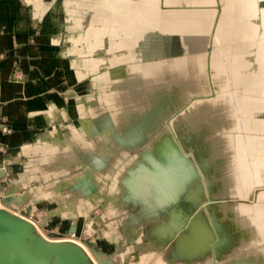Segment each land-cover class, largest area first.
I'll list each match as a JSON object with an SVG mask.
<instances>
[{
    "label": "rangeland",
    "instance_id": "obj_1",
    "mask_svg": "<svg viewBox=\"0 0 264 264\" xmlns=\"http://www.w3.org/2000/svg\"><path fill=\"white\" fill-rule=\"evenodd\" d=\"M6 1L10 7L7 11L1 10L3 17L0 18V24L9 26L6 19L8 14H13L18 17L15 28L26 33L23 37L25 36L26 39L29 35V43H34V38L36 39V45L28 47L27 53L31 54V57L23 61V74L20 77L24 79L25 85L17 99L21 102L23 107L21 114L24 115L20 113L10 115L4 110L14 122L24 126V132L7 134L21 132L23 128L8 126L7 115L2 111L4 102L0 98V133L7 134L1 138L12 146L9 147L0 139L2 154L0 166L7 163L19 168L14 170L11 165L3 171L0 168L4 174L3 177V174H0V195L10 198L13 196L16 203L15 205L12 203L13 206L10 204L12 209L6 211L31 223L41 237V230L50 238H60V240L73 235L80 237L85 248L79 246L88 253L92 264H155L152 262L153 258L156 264H212L211 256L207 258L210 254L215 256L216 264H228L236 258L243 259L242 262L245 264H264V96H262L264 70L260 68L264 66L260 63L264 55V10L258 7L264 0H160V7L159 0H109L110 8L100 5L99 2L102 0H38L51 6L42 8L38 6L42 17L37 19L35 25H33L32 0H17L26 1V6L15 0ZM76 1H84L88 6L93 1L95 3L90 7H85L80 2L77 6H65L66 3L74 4ZM228 1L233 3H231L233 13L231 12L230 17L235 21L220 20L223 2ZM136 3H144L141 6L149 9L144 15L146 18L141 22L126 20L124 13L129 7L128 4ZM218 9L220 11H216ZM75 10L79 11L75 12ZM159 14L160 23L156 20ZM108 16L110 23L104 27L105 32H96L98 27L94 25V21L105 23ZM187 16L191 19L194 16L193 20L187 19ZM254 20L256 23L253 22ZM236 22H240L243 27L241 33L252 34L253 37H245L240 42L234 41L233 38L229 40V36L234 31L225 26ZM159 24L167 27L168 32H158ZM193 24L196 25V28L194 27L196 30L194 28L192 30ZM219 24H221L220 28ZM60 27L70 32L68 38L63 35L56 38L54 30L59 31ZM83 27H88V32L86 30V33L79 32ZM205 29L208 30V35ZM216 30H218L217 48H227V50L217 55L218 57L210 59L212 51L210 45ZM151 34H166L172 37L151 36L143 44L142 59L131 61L130 64L132 68L140 67L146 71L156 69L158 60L161 63L171 62L166 65L165 72L152 75L159 77L161 82L145 85L139 70L136 71L134 78H128V67L122 66L118 69L121 77L111 74L112 80L103 83L102 67L127 62L128 52L133 44L131 38H134L136 45L139 46ZM194 34H197L196 37ZM169 42L174 48L180 49L175 51ZM240 43H243V46L236 55L238 57L250 55L254 60L246 66L247 70L246 67L242 68L247 71L243 78L231 76V68L224 67L237 58L234 48ZM22 44V42L17 43V46L21 47ZM79 46L81 48H77ZM13 50L15 56L20 55L15 47ZM100 51L108 54L118 52L117 58L92 57ZM6 53L7 50L0 49V61L5 58ZM132 56L137 57V54L133 53ZM68 58H73L71 62L76 68L65 67ZM87 60L91 63L86 64ZM11 61L10 58L4 60L3 62L8 66L5 64L3 69L5 73L8 72V75L13 76ZM238 73L240 75V72ZM90 75L92 79H89ZM16 76L13 81L19 79V75ZM60 77L65 81L59 85ZM70 78L75 80L71 85L67 81ZM140 84H143V90L136 87ZM203 88H206L205 92L202 91ZM1 89L3 97V87ZM255 92H257L256 96ZM148 93H151L152 97L143 100ZM157 93L161 96H156ZM185 94L188 95L184 99ZM249 95L250 98L251 96L258 98L255 100L257 112L245 116L243 122L242 108L243 104L245 105L244 100L251 101L247 99ZM75 105L80 106V112L82 111L80 117ZM123 107H131L132 110L141 109L142 112L127 113L124 112L126 109L123 110ZM43 108H46L47 113L43 114ZM188 109L201 120H196L198 126L191 127L192 133L198 137L199 142L196 146L198 148L186 151L180 139L194 140V135L188 133L183 126L180 127V132H175L170 122ZM105 110L109 111L108 115L91 118ZM40 127L44 128L43 132H38L42 130ZM34 133L41 137V141L37 144L34 142H38L40 138ZM243 135L248 137H245L244 144L240 146ZM78 137L85 143V149L76 144ZM170 141L180 151L183 162L176 161V156L174 159L168 152ZM191 146L192 144L188 145V148ZM247 147L252 149L251 155V150H247ZM8 149L10 150L5 152ZM22 149L26 155L16 157L15 155ZM196 150L202 154L205 163L210 164L209 178L197 159ZM48 151L50 155L45 154ZM240 153L243 154L242 158L238 157ZM34 154L38 156L34 157ZM157 162L159 168L153 165ZM175 162L181 163L182 170L176 167ZM244 162L245 164L241 166ZM214 168L218 169V173H215ZM154 170H157L156 173L161 172L163 174L161 176L166 177L170 182L175 181L172 173L176 171L174 175L179 194L192 190L195 184L198 185L201 181L211 203V194L215 191L216 201L219 204L214 212L215 217L207 208L208 203L205 212L209 222L195 219L189 230L191 234L187 231L180 232L189 227V222L197 213L202 219H206L196 201L197 198L204 197L203 189L198 188L197 193L178 197L175 207L169 208L166 198L162 197L160 191L151 184V194L146 200L150 205L155 206L156 218L155 212L145 215L140 208H134V199L129 198L130 208L127 211L133 212L138 218L125 216L120 222L123 226L126 223L136 225V228H133L136 230L132 229L126 233L128 237L133 236L131 239L124 234L121 224L116 219L119 215L108 221H114L111 226L116 227L122 236L110 226H104L99 233L94 232L93 224L101 219L100 216L94 215V212H98L96 207L102 204L105 217L119 212L116 209L118 202L114 197L115 194L125 208L127 197L133 195L135 189L141 187L144 191L149 190L145 182H138L141 174H148L155 183H158ZM16 172L18 174L14 176ZM53 173L62 176L53 178L51 176ZM257 174H261L260 183L255 180ZM22 177L26 178V183L21 184L18 181ZM33 179L42 182L38 185L39 182ZM103 180L107 185H104L106 188L103 189L106 190L108 187L109 191L106 195L101 190ZM7 184H11L10 191L6 190ZM33 190L37 191L36 198H28L27 195ZM97 190L98 198L95 195ZM85 197H89L87 198L89 206L83 217L65 220L59 215L60 210L64 213L69 209L74 210L77 201ZM137 198L135 205L144 208L143 202L140 201L143 194L139 193ZM9 203L11 201L6 204ZM167 215L174 216L181 224L175 230L174 237L180 232L175 238L171 231L172 221L170 218H165ZM89 219L91 224L86 226ZM77 220L81 221L80 229V223L71 225ZM163 220L166 228L162 230V237H158L157 231L163 225ZM199 224L209 227L210 230L205 246L195 235L197 234L195 231L200 227ZM218 227L222 231L232 227L236 233L241 234L240 238L236 243L233 241L221 247L220 241L223 235L219 237ZM79 232L80 234L77 235ZM215 237L217 245L221 247L218 250L216 248L220 258L214 254L215 244H211V240ZM172 243L178 251L174 257ZM191 245H195L193 251L190 250ZM147 249L150 252L145 253ZM96 252L100 257L96 258ZM228 252L232 253L227 254ZM168 255L173 258L170 259Z\"/></svg>",
    "mask_w": 264,
    "mask_h": 264
},
{
    "label": "bare ground",
    "instance_id": "obj_2",
    "mask_svg": "<svg viewBox=\"0 0 264 264\" xmlns=\"http://www.w3.org/2000/svg\"><path fill=\"white\" fill-rule=\"evenodd\" d=\"M147 1H152V0H147ZM223 1V0H222ZM225 1V0H224ZM21 5H23L22 3H24V5L23 6H26L27 5V3H26V1H18ZM81 3V4H83L85 7H90V6H92V5H94V3H95V1H93V3L92 4H90L89 6L84 2V1H76V2H74V4H72V3H66V5L65 6H77V4L78 3ZM118 2V1H117ZM155 2V1H154ZM59 3H60V1H59ZM118 3H121V2H118ZM232 3V2H231ZM231 3L228 1V2H223V6H222V9H223V12H222V15H221V17H220V20L222 19V20H226V19H229V22H230V19L232 20V21H235L234 19H232L230 16L232 15L231 14V12L233 13V10H232V8H233V6L231 5ZM31 4L33 5L34 4V8H33V15H34V19H33V25H35L36 24V21H37V19L38 18H41L42 16H41V13L39 12V9H38V6H40V8H42L43 6H51V5H46L43 1H38V0H32V2H31ZM52 4V3H51ZM61 4V3H60ZM99 4L100 5H103L104 7L105 6H107L108 8H110V4H109V0H102V1H100L99 2ZM98 4V5H99ZM144 3H136V4H128V8L126 9V12L124 13V15H125V19L126 20H138V22H141V21H143L146 17H144V15L145 14H147L148 12H149V9L147 8V7H145V6H141V5H143ZM156 4V3H155ZM175 4V3H174ZM233 4V3H232ZM36 5V6H35ZM64 6V7H65ZM159 7H160V0H159ZM245 7V6H244ZM258 7H259V9H260V7H262V9L264 10V1H262V3H260L259 5H258ZM155 8V7H154ZM159 9V8H158ZM243 9V8H242ZM117 10V9H116ZM157 10V9H156ZM170 10H179V9H170ZM170 10H167V11H170ZM189 10V9H188ZM193 10H195V9H193ZM79 10H75V12H78ZM124 11V10H123ZM154 11V10H153ZM159 11V10H158ZM166 11V12H167ZM216 11H220V9H218V10H216ZM122 12V11H121ZM151 12V11H150ZM156 12V11H155ZM116 13V12H115ZM161 14H165V13H162V12H160ZM182 13V12H181ZM241 13V12H240ZM156 14H158L157 12H156ZM167 14V13H166ZM168 14H170V13H168ZM185 14V13H184ZM171 15V14H170ZM173 15H174V13H173ZM181 15V14H180ZM183 15V14H182ZM190 15V14H189ZM161 16H163V15H161ZM183 17V16H182ZM194 17V16H193ZM193 17H192V19L189 17L188 18V16H187V19H190V20H193ZM109 18H110V16H108V17H106V21H105V23H100V21H98V20H95L94 21V25L96 26V27H98L97 29H96V32L97 31H104L105 32V26H108L109 25V23H110V20H109ZM148 18V17H147ZM160 14L159 15H157V18H156V20H158L159 22L158 23H160ZM177 18V17H176ZM176 18H174V19H176ZM149 19V18H148ZM152 19V18H151ZM169 19V18H168ZM162 20H163V18H162ZM166 20V19H165ZM180 20V19H179ZM178 20V21H179ZM183 20H185V18L183 19ZM169 21V20H168ZM170 21H171V19H170ZM194 21H196V20H194ZM199 21V20H198ZM197 21V22H198ZM257 21H259V19L257 20ZM152 22H153V20H152ZM254 23H256V21L254 20L253 21ZM113 23L115 24V21H113ZM176 23H177V21H176ZM216 23V22H215ZM262 23V22H261ZM44 24V19H43V21H42V25ZM141 24V23H140ZM148 24H149V21H148ZM164 24V23H163ZM173 24V23H172ZM181 24V23H180ZM228 24V23H227ZM241 23L239 22H236V24L235 23H230V24H228V25H226L225 27L226 28H228V29H230V30H232V31H234V33H232V35H230L229 37H230V39L229 40H231L232 38L234 39V41H239L240 42V40H242V39H244L245 37H253V35L252 34H247V35H245V34H243V33H241V30L243 29V27L240 25ZM102 25H104V26H102ZM136 25V24H135ZM142 25H145V24H142ZM141 25V26H142ZM147 25V24H146ZM155 25V24H154ZM167 25V24H166ZM194 26L192 27V30H193V28L195 27L196 28V25L195 24H193ZM198 25V24H197ZM206 25H209V24H206ZM148 26V25H147ZM147 26H146V28H147ZM156 26H157V24H156ZM204 26H205V24H204ZM219 26V28L221 27V24H219L218 25ZM256 26V25H255ZM145 27V26H144ZM149 27V26H148ZM169 28H170V26H168ZM181 27V26H180ZM88 27H83V29H81L79 32H81V33H86V32H88V29H87ZM149 28H151V27H149ZM194 28V29H195ZM208 29V28H207ZM215 28H213V30H214ZM85 30H86V32H85ZM157 30H158V32H168V30H167V27H165L164 25H161L160 26V24H159V28H157ZM156 30V31H157ZM191 29H189V31H190ZM191 30V31H192ZM196 30V29H195ZM201 30V29H200ZM208 30H210V29H208ZM208 30L206 31V29H205V33L208 35ZM54 31H56L55 32V36H56V38L57 37H59L60 35H63L65 38H68L69 37V34H70V32L66 29V28H64V27H60V29H59V31H57V30H54ZM65 31L67 32V33H65ZM254 32H255V30H253ZM196 32V31H195ZM75 33V32H74ZM194 33V32H193ZM210 33V32H209ZM212 34H213V32H212ZM195 35V34H194ZM197 35V34H196ZM196 35L194 36V37H196ZM29 36V35H28ZM30 36H32V35H30ZM151 36H157V37H164V36H169V35H166V34H160V35H158V34H151V35H149V37H147V38H145L144 40H143V42L141 43V45H139V46H137L136 44V41L134 40V38H131L132 39V41H133V44H131V48H130V50H129V52H128V60H127V62H125V63H123V64H120V65H114V66H111V67H102V69H101V73L103 74V83H105V82H107V81H111L112 79H111V74H112V76H114V75H116L117 77H121V72H118V69H120V68H122V66H127L128 67V78H134L135 76H136V71H140V73H139V75L141 76V79H142V81H143V84H145V85H148L149 83H160L161 81L159 80V77H154V76H152V75H158L159 73H163V72H165V69H166V65L168 64V63H171V62H164V63H161L160 62V60H158L157 62H158V67L156 68V69H154V70H143L142 68H137V67H135V68H132L131 67V61H134V60H141L142 59V49H143V44H144V42H146V41H148L149 39H150V37ZM211 36V35H210ZM33 37V36H32ZM169 37H172V36H169ZM34 38V37H33ZM106 40H107V37L105 38ZM121 39V38H120ZM173 39V38H172ZM208 39V38H207ZM34 41L36 42V39L34 38ZM173 41V40H172ZM171 41V42H172ZM107 42V41H106ZM171 42H169V45H171L173 48H174V46L171 44ZM212 43H213V45H212ZM212 43H211V45L210 46H212V51H211V56H210V59H213V58H215V57H218L217 55H219V54H223V53H225V51L227 50V48H224V49H218L217 48V43H218V30H216V32H215V34L213 35V41H212ZM79 45H81L80 43H79ZM137 46V47H136ZM242 46H243V43H240V45H235V48H234V50H235V55L236 54H238V53H240V51H239V49L240 48H242ZM77 48H81L80 46L79 47H77ZM59 49H61V47H59ZM178 49H180V48H174V50L175 51H177ZM239 51V52H238ZM241 52H242V49H241ZM133 53H136L137 54V57H133L132 56V54ZM117 54H118V52H112L111 54H108V53H103L102 51H100L97 55H94V56H92L93 58H95L96 56H98V57H112L113 59H116L117 58ZM245 54H247V53H245ZM240 55V54H239ZM237 56V55H236ZM253 56V55H252ZM263 56V59H264V55H262ZM235 57V56H234ZM260 57V56H259ZM11 59V58H10ZM71 59H73V58H71ZM71 59L70 58H68L67 59V61L65 62V64H66V66L65 67H72V68H76V65L74 64V63H72L71 62ZM253 58L249 55V56H244V55H241L240 57H238L237 56V58H235L233 61H231V62H228L227 64V66H224V67H226V68H231V70H232V74H231V76H234V77H237V78H243V77H245V74L247 73V67L246 66H248L252 61H254V60H252ZM256 59V58H255ZM261 60V64H263L264 65V60ZM174 61V60H173ZM9 63H10V61H9ZM68 63V64H67ZM91 62L89 61V60H87L86 61V64H90ZM161 63V64H160ZM6 64V62H2L1 63V65L2 66H4ZM231 64V65H230ZM247 64V65H246ZM7 65V64H6ZM8 66V65H7ZM7 66H6V68H7ZM110 66V65H109ZM254 66V65H253ZM64 67V68H65ZM243 67H246L245 69L246 70H243L242 68ZM215 68V67H214ZM213 68V69H214ZM223 68V67H222ZM260 68H262L263 70H264V66H260ZM68 69V68H67ZM66 69V70H67ZM227 72V71H226ZM238 72H240V75H239V73ZM8 73V72H7ZM263 73H264V71H263ZM125 74H126V72H125ZM60 82H59V85L62 83V82H64L65 81V79L63 78V77H60ZM89 79H92V76L90 75L89 76ZM24 80V79H23ZM22 80V78H19L16 82H6L5 81V79H3L2 80V87H3V97H6L7 99H10L8 102H7V104L5 105V107H4V110H6V111H8L9 113H10V115H13V114H18V113H20V115H24V114H21V113H23L22 112V110H23V107H21V102H19L18 101V99H17V96L18 95H21L22 93V88H23V86L25 85V81H23ZM67 80V79H66ZM209 80V79H208ZM67 81H69V85H71L72 83H74L75 82V80L73 79V78H70V79H68ZM143 84H140V85H137L136 87H140V89H142L143 90ZM31 87V86H30ZM56 88H57V90L59 91V89H58V86H56ZM28 90H29V88H28ZM123 90V89H122ZM145 90V89H144ZM205 90H206V88L204 89H202V91H204L205 92ZM251 92V91H250ZM258 92H261V91H258ZM53 93V92H52ZM246 93V92H245ZM254 93V92H253ZM253 93H252V95H253ZM256 94H254L255 96L257 95V92H255ZM262 93H263V95L262 96H264V89L262 90ZM87 94H89V92L87 91ZM153 94V93H152ZM162 95H163V93H161ZM247 94V93H246ZM260 94V93H259ZM160 95V93H157L156 94V96H159ZM188 95V94H187ZM186 94H185V96H184V99L186 98V96H187ZM161 96V95H160ZM150 97H152V95H151V93H148V96L146 97V96H144L143 97V100H146L147 98H150ZM249 98H247V99H249V100H251V101H245L244 100V103H245V105L243 104V111L244 112H242V116H243V118H242V120H243V122H244V118H245V116L246 117H248V116H250L249 114H253V113H255V112H257L256 110H257V106H256V103H255V100L256 99H258V98H254V97H252L251 96V98H250V95L248 96ZM216 98H217V96H216ZM211 101V100H210ZM195 103V102H194ZM194 103H193V106H194ZM210 103V102H209ZM214 103V102H213ZM251 103V104H250ZM201 106V105H200ZM199 106V107H200ZM194 108V107H193ZM203 108V107H202ZM124 109H126V110H124ZM75 110H76V112H78V116L80 117V114H81V112H80V106L78 105V107H77V105H75ZM123 110H124V112H129V113H131L132 111H134L135 113H138V114H141V112H142V110L141 109H134V110H132L131 109V107L130 108H126V107H123ZM42 112H43V114H45V113H47V110H46V108H43L42 109ZM205 112V111H204ZM3 113H5V112H3ZM108 113H109V111L108 110H105V111H102L101 113H98L97 115H93V116H91V118H98V117H102V116H104V115H108ZM19 115V114H18ZM137 115V114H136ZM110 116V115H109ZM241 118V117H240ZM201 120L198 116H194V113H193V111L192 110H186V111H184L183 113H181V114H179L176 118H174L171 122H170V125H171V127L172 128H174V130H175V132H180V127L181 126H183V128L184 129H187V132L189 133L190 132V134H192V135H194V133H192V128L191 127H195L196 125L198 126V122H196V120ZM258 122L256 121V124H257ZM3 125H4V123H2ZM2 125V126H3ZM8 126L9 127H11V128H14L13 126H11L10 124H8ZM178 126V127H177ZM241 126V125H240ZM176 127V128H175ZM40 128H42V130L41 131H38V129H37V131L38 132H43L44 131V128L43 127H40ZM22 132H24V130L22 131ZM22 132H14V133H7V134H18V133H22ZM187 133V134H188ZM7 134H4V133H0V139H2L4 142H5V144H8V146L9 147H12L9 143H7L3 138H1L2 136H4V135H7ZM32 135V134H31ZM34 135L35 136H38L39 138H40V140L38 141V142H34V143H39L40 141H41V137L39 136V135H37V134H35L34 133ZM97 136V135H96ZM32 137V136H31ZM166 137H167V135H166ZM194 140H193V138H190V139H180V142H181V145L184 147V149H186V151L188 150V149H197L198 147H196L197 146V144H198V142H199V140H198V137H196L195 135H194ZM245 137H248V136H245V135H243L242 136V142L240 143V146L242 145V144H244V142H245V140H246V138ZM14 139H15V136L13 137ZM83 138V137H82ZM181 138V137H180ZM185 138H186V136H185ZM14 142V141H13ZM76 144L78 145V146H80V147H83L84 149L86 148V146H85V143L83 142V140L81 139V138H77L76 139ZM189 142L192 144V146L190 147V148H188V145L190 146L191 144H189ZM169 150H168V152L172 155V157L174 158L175 156V158H176V161L178 160V161H184L183 160V157H182V155L179 153L180 151L174 146V144H173V142L171 143V141L169 142V148H168ZM247 150H251L250 151V155L252 154L251 152H252V149H249L248 147L246 148ZM10 149H8L7 151H5V152H8ZM116 151V150H115ZM137 151H139V149L137 150ZM196 153V155H197V159L199 160V162H200V164H201V167H202V169L204 170V173H206L205 175H207L208 176V178H209V176H210V171H211V169H209V165L210 164H208L207 165V163H205V161L203 160L204 158H203V156H202V154H200V152H198V150H196L195 151ZM133 153V152H132ZM175 153V154H174ZM22 154H25L24 152H23V149H22V151L19 153V154H16L15 156L17 157L18 155H22ZM45 154L46 155H50V152L48 151V152H45ZM121 154V153H120ZM26 155V154H25ZM35 156L34 157H36V156H38V154L36 155V154H34ZM243 155V154H242ZM242 155H241V153L239 154V158H242ZM4 156V155H3ZM28 156V155H27ZM188 155H186V157H187ZM1 157H2V154L0 153V160H1ZM11 157H14V156H11ZM200 157H201V159H200ZM174 158V159H175ZM9 159V158H8ZM119 159V158H118ZM28 161V160H27ZM12 162H15V161H12ZM19 163V162H18ZM158 162L157 163H154L153 165H157V167H158ZM175 164H176V167H179V170H182V167H181V163L180 162H175ZM245 164V162L244 163H242L241 164V166L242 165H244ZM11 164H3L2 166H0V168H1V170L3 171V170H5V168H9V166H10ZM162 166L164 165V164H161ZM154 166V167H155ZM165 166V165H164ZM11 167H12V165H11ZM14 170H16V169H19L18 167H16V166H13L12 167ZM159 168V167H158ZM178 170V171H179ZM214 171H215V173H218V169H216V168H214L213 169ZM18 171V170H17ZM157 171V170H156ZM156 171L154 170V173H156ZM153 173V174H154ZM174 173H176V171H174L172 174H173V177H174V179H175V181H172V182H170L166 177H163V176H161V175H163L161 172H157L156 174V176L159 178V176H160V179L158 180V178H157V180L156 181H158V183H155L154 181H153V179L150 177V176H148V174H141L140 176H139V183H146L147 185H148V187H149V190L148 191H144L141 187H138L137 189H135V191L133 192V195H131V196H128L127 197V206L124 208V206L122 205V203H120V201H119V197H118V195L117 194H115V196H114V194H111V195H113L116 199H117V202H118V204H117V207H116V209L117 210H119V212H117V213H114V214H111L110 216H108V217H105V215H104V210H103V207H102V204L101 205H98L96 208H97V210H98V212H94V215H98V216H100V220H97L94 224H93V229H94V232L95 231H97L98 233L99 232H101V229L104 227V226H110L111 228H115L118 232H119V230L116 228V227H113V226H111L113 223H114V221H108L109 219L111 220L113 217H116L117 215H119L118 217H116V219H118V222L121 224V228H122V230L124 231V234L127 236V231H129V230H132L133 228H136L135 226H132V225H130V224H128V223H126V225L125 226H123L122 225V223L120 222V220L122 219V217H125V216H134V217H136L135 215H134V213L133 212H129V211H127V209L128 208H130V205H129V198H132V199H134V208L135 207H138V208H140V210H142L143 212H144V214L146 215L147 213H150V212H155L156 213V215H155V218L157 217V212H156V210H155V206L154 205H150L148 202H147V200H146V198H147V196L148 195H150L151 194V191H150V189H151V184L152 185H154L155 187H156V189L157 190H159L160 191V195L162 196V197H164V198H166L165 200H166V202H167V205H168V207L169 208H174L175 207V204H176V199L178 198V197H180V196H185V195H190V193H197V189L198 188H202L203 189V192H204V197L203 198H197L196 199V201H197V203L200 205V211H202L203 213H204V215L206 216V219H202L201 218V216H200V214L199 213H197L195 216H194V218L189 222V227L188 228H186L185 230H183V231H180V232H184V231H187L188 233H190L191 234V232H189V230H190V227H191V224H192V222H193V220H197L198 218L200 219V220H202V221H208L209 222V218H208V216H207V214H206V212H205V206L209 203V198L206 196V193H205V190H204V185H203V183H201V181H199L200 183L198 184V185H196L195 184V186H194V188L192 189V190H188L187 192H184V193H182V194H179L178 192H177V190H176V186L178 185V183H177V181H176V178H175V175H174ZM207 173H209V174H207ZM0 174H3L1 171H0ZM18 173L16 172V174L14 175V176H16ZM4 176V174L2 175V177ZM53 178H59V177H61L62 175L60 174L59 175V173L57 174V173H53L52 175H51ZM2 179V178H1ZM11 181H13V179H10ZM33 180H36V181H38L39 183H38V185L40 184V182H42V181H39V180H37V179H33ZM255 180L258 182V183H260L261 182V174H257L256 175V178H255ZM21 184L22 183H26V178L25 177H22L20 180H18ZM37 185V186H38ZM104 185H106V182L103 180V182H102V193L104 194V195H106V194H108L109 193V191H108V187H107V189L105 190V189H103V188H106V187H104ZM12 186H13V183H12ZM37 186H35V187H37ZM107 186V185H106ZM14 187V186H13ZM32 187V186H31ZM13 189H16V188H13ZM6 190L7 191H10L11 190V184H7V186H6ZM105 190V191H104ZM15 191V190H14ZM0 192H1V188H0ZM260 192H261V189L259 190V195H260ZM9 193H11V192H9ZM15 193V192H14ZM139 193H142L143 194V198H141L140 199V201H142L143 202V207L144 208H141L140 206H136L135 205V199L137 198V195L139 194ZM36 194H37V191L35 190H33V191H30V194H28L27 195V197L28 198H31V199H34V198H36L35 196H36ZM95 195H96V197L98 198V196H99V194H98V190L95 192ZM216 192L215 191H213L212 192V194H211V200H212V202L211 203H209L208 204V206H207V208L210 210V212H211V214L215 217V214H214V212L216 211V208L219 206V204H218V202L216 201ZM87 198H89V197H85L84 199H81V200H79V201H77V205H76V208L74 209V210H72V209H69V210H67V212H63L62 210H60L59 211V215H61V216H63L64 218H65V220H76V219H79L80 217H83L85 214H84V212L86 211V208L89 206V200L87 199ZM258 198H259V196H258ZM11 199V200H10ZM137 200H139L138 198H137ZM9 201H11V203H9V204H6V203H8ZM91 202H92V200H90ZM237 201H239V200H237ZM257 201V200H256ZM5 202V203H4ZM20 202V201H19ZM15 205L16 203H15V201H14V197L12 196L11 198L9 197V196H5V195H2V197H1V195H0V210H2V211H4V212H6L7 214H9V215H11V216H14V217H16V218H19V219H21V220H23V221H25L24 219H22V218H20V217H18L17 215H15V214H12V213H9V212H7L6 210H8V209H12V207H11V205L13 206V204ZM240 203H242L241 201H240ZM11 204V205H10ZM149 204V205H148ZM67 207H69V205L67 206ZM75 207V206H74ZM101 210V212L99 213V211ZM92 213H93V211H92ZM18 215H20L19 213H17ZM145 215L143 216V217H145ZM143 217H140V218H143ZM136 218H138V217H136ZM154 218V219H155ZM165 218H170L171 219V223L173 224V222H174V225L172 226V224L170 223V225H171V227H172V232H173V238H175L174 237V234H175V230L176 229H178L179 228V226L181 225L180 224V222L179 221H177L175 218H174V216H169V215H167ZM164 218V219H165ZM30 219V218H29ZM83 219V218H82ZM198 219V220H199ZM81 220V219H80ZM80 220H77L75 223H72L71 225L72 226H74V225H76L77 223H80V226H79V229L81 228V221ZM153 220V219H152ZM26 223H28L27 221H25ZM91 220L89 219L88 221H87V224H86V226H89L91 223ZM145 222H148V221H145ZM90 223V224H89ZM144 223V222H143ZM142 223V224H143ZM30 226H31V228H32V230L34 231V233L36 234V235H38V236H40L41 237V235L40 234H38L37 232H36V228L31 224V223H28ZM142 224H139V225H142ZM162 226L158 229V237L159 236H161V235H163L162 234V230L164 229V228H166V225H165V223H164V220H163V222H162ZM71 225H69V227L68 228H70V226ZM199 228L197 229L198 231H195V232H197V234H195V235H197L196 236V238L197 239H199L200 241H201V244L203 245V246H205L206 245V238L208 237V236H210V230H209V227H207V226H205V225H203V224H199ZM41 227V226H40ZM138 227V226H137ZM67 228V229H68ZM83 228V227H82ZM67 229H65V230H67ZM72 229H73V227H72ZM86 229V228H85ZM133 230H136V229H133ZM218 231H219V233H218V235H219V237H220V235L222 234L223 235V237L221 236V241H220V243L222 242V244H221V247H225L226 245L225 244H231L233 241L236 243L237 241H238V239L240 238V236L239 235H241V234H238V233H236L235 231H234V229L232 228V227H229V228H227L226 230L224 229V231H222V229L221 228H219L218 227ZM41 232V234H42V239H44V240H46V241H48V242H53V243H55V242H66V243H71V244H74V245H76V246H78L81 250H82V252L85 254V256L87 257V259H88V261L90 262V260H89V255H88V253L82 248V247H80L79 245H82V244H84V242H82L81 241V239H80V237H77V236H75V235H73V236H70V237H66L65 238V240H60V238L59 239H56V238H50L49 236H47V234L45 233V232H43L42 230L40 231ZM73 234H77V233H73ZM80 234V232L77 234V235H79ZM83 234V233H82ZM119 234L122 236V234L119 232ZM134 235V234H133ZM214 236V235H213ZM124 237V236H123ZM128 237V236H127ZM133 237V236H132ZM132 237H128V239H131ZM158 237H156V238H158ZM162 237V236H161ZM236 237V238H235ZM64 238V237H63ZM62 238V239H63ZM155 238V237H154ZM223 238V239H222ZM234 238V239H233ZM114 239H116V238H114ZM160 239V238H159ZM231 239V240H230ZM151 240V239H150ZM158 240V239H157ZM163 240V239H162ZM230 240V241H229ZM68 241H70V242H68ZM158 241H160V240H158ZM169 241H171V240H169ZM173 241V243H174V240H172ZM114 242V241H113ZM209 242V241H208ZM125 243H126V240H125ZM140 243H142L141 241H140ZM173 243H172V253H173V257L175 256V255H177L178 254V251L175 249V247H174V245H173ZM183 243V242H182ZM127 244V243H126ZM193 244V243H192ZM211 244L212 245H214L215 246V255L217 256V258H220V255L217 253V251H216V248H217V250L219 249V248H221V247H219L220 245L218 244L217 245V239H216V237L215 238H213L212 240H211ZM159 245V244H158ZM83 247H84V245H82ZM129 246V245H128ZM150 246V245H149ZM230 246H233V245H230ZM131 247V246H130ZM153 247V246H152ZM85 248V247H84ZM87 248V247H86ZM93 249V248H92ZM195 249V245H191L190 246V250L191 251H193ZM94 250V249H93ZM144 250V249H143ZM90 251V250H89ZM147 251H149L150 252V250L149 249H147V250H145V253H147ZM152 251V250H151ZM148 252V253H149ZM219 252V251H218ZM230 253H232V252H228L227 254H230ZM164 254H166V253H164ZM164 254H162V255H164ZM90 255H92V254H90ZM161 255V256H162ZM167 255V254H166ZM95 256H96V258H98V257H100V255L96 252V254H95ZM94 256V257H95ZM169 256V255H168ZM209 256H211V260L213 261L212 262V264H216V261H215V256L213 255V254H210V255H208L207 256V258L209 257ZM155 257V256H154ZM173 257H171V256H169V258L170 259H172ZM161 258V257H160ZM206 258V259H207ZM93 259V258H92ZM235 260V261H234ZM239 260H241V261H239ZM95 261V260H94ZM243 261V259H233V260H231L228 264H245L244 262H242ZM252 261V260H251ZM153 263H155L156 264V261L154 260V258H153V261H152ZM91 263V262H90ZM253 263V262H252ZM255 263V262H254ZM92 264V263H91ZM258 264V263H257Z\"/></svg>",
    "mask_w": 264,
    "mask_h": 264
},
{
    "label": "water",
    "instance_id": "obj_3",
    "mask_svg": "<svg viewBox=\"0 0 264 264\" xmlns=\"http://www.w3.org/2000/svg\"><path fill=\"white\" fill-rule=\"evenodd\" d=\"M0 264H91L71 243L48 242L25 221L0 210Z\"/></svg>",
    "mask_w": 264,
    "mask_h": 264
},
{
    "label": "crops",
    "instance_id": "obj_4",
    "mask_svg": "<svg viewBox=\"0 0 264 264\" xmlns=\"http://www.w3.org/2000/svg\"><path fill=\"white\" fill-rule=\"evenodd\" d=\"M15 2H18V1L15 0ZM9 7L10 6H9L8 1L0 0V18L3 17L1 10L7 11L9 9ZM6 20L9 24V26H4L3 24H0V29H2V30H0V38L5 37L4 39H0V49L7 50L5 58L2 61H0V88H2V80L3 79H5L6 82H16L17 80L13 81V79L15 77H17L16 74L19 75V78L21 77V75L23 74V61L28 60L31 57V54L27 53L28 47H33L36 45V42H34V43L28 42V36H26V39H25V36L23 37V35H26L25 31L21 32L15 28L16 22L18 20L17 16H15L13 14H8ZM20 42H22L23 44L21 47H18L17 43H20ZM14 47L17 50V53L20 54L19 56H15L13 54L14 53V50H13ZM21 55H24V56H21ZM8 58H11V60H12L11 66H12V71L14 74L13 76L5 73L3 66L1 65V63ZM0 98L4 102V105L2 106V111L5 112L4 107L7 104L8 99L2 97V89L0 90ZM5 114L7 115L8 124L13 126L14 128L22 127L23 130L25 129L24 126L20 125L17 122H14L8 112H5ZM16 132H18V131H16Z\"/></svg>",
    "mask_w": 264,
    "mask_h": 264
}]
</instances>
